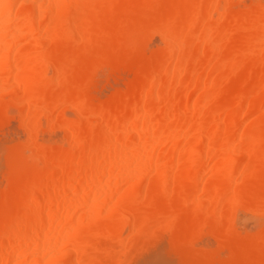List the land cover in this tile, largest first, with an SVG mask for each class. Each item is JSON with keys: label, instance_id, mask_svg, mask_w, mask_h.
Returning <instances> with one entry per match:
<instances>
[{"label": "bare ground", "instance_id": "bare-ground-1", "mask_svg": "<svg viewBox=\"0 0 264 264\" xmlns=\"http://www.w3.org/2000/svg\"><path fill=\"white\" fill-rule=\"evenodd\" d=\"M260 111L264 0H0V264H264Z\"/></svg>", "mask_w": 264, "mask_h": 264}, {"label": "rangeland", "instance_id": "rangeland-1", "mask_svg": "<svg viewBox=\"0 0 264 264\" xmlns=\"http://www.w3.org/2000/svg\"><path fill=\"white\" fill-rule=\"evenodd\" d=\"M131 72H129V73H126V75L125 74H123L124 76H126V77H129V78H131ZM128 79V78H127ZM121 85V84H120ZM115 86V85H114ZM117 87V88H116ZM116 87L115 88H106V89H108L107 91L105 90V88H104V90H103V88L102 87H98V90L100 91L99 92V94L100 95H102L104 98H106V97H109V96H111L112 94H113V90H116V89H118L119 88V86L118 85H116ZM121 87H122V85H121ZM100 88V89H99ZM102 90V91H101ZM97 91V90H96ZM111 91V92H110ZM104 92V93H103ZM102 93V94H101ZM109 93V94H108ZM97 94H98V91H97ZM111 94V95H110ZM102 96H100V97H102ZM106 96V97H105ZM262 112H264V111H260V113H262ZM14 124L12 125V124H8V125H2V126H0V143H1V145L2 146H5L7 143L8 144H10V143H12L13 141H16V140H18V139H21V140H23L24 139V137H17V135L19 134L18 133V131H14ZM16 127V126H15ZM16 130H17V128H16ZM13 132V133H12ZM15 134L16 133V135H14V136H16L17 137V139L15 138V137H13V135H10V134ZM59 133H57V137L56 138H54V135H56L55 133L54 134H51V133H49V132H47V133H45V139L46 140H48L49 141V139H50V142H52V141H54V140H52V138L53 139H56V140H58L60 137H62V135L61 134H59V135H61L60 137H58L59 135H58ZM19 135H21V136H23L22 134H19ZM18 135V136H19ZM13 137V138H12ZM58 138V139H57ZM61 139V138H60ZM55 140V142H59L60 140H58V141H56ZM7 141H9V142H7ZM55 142H52V143H55ZM5 143V144H4ZM206 240H208V239H206ZM205 240V241H206ZM204 241V242H205ZM207 242V241H206ZM205 242V243H206ZM212 244H214V242L212 241L211 242ZM207 244H208V242H207Z\"/></svg>", "mask_w": 264, "mask_h": 264}]
</instances>
